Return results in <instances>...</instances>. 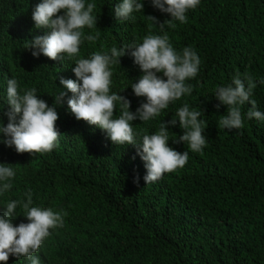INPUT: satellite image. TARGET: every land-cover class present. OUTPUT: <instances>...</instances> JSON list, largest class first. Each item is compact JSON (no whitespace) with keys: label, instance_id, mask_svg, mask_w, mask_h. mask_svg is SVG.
Here are the masks:
<instances>
[{"label":"trees","instance_id":"trees-1","mask_svg":"<svg viewBox=\"0 0 264 264\" xmlns=\"http://www.w3.org/2000/svg\"><path fill=\"white\" fill-rule=\"evenodd\" d=\"M40 3L0 0V63L8 62L0 65V77L15 78L19 91L35 88L39 97L47 95L53 101L63 90L72 98L60 79H77L76 59L110 52L113 46L142 43L150 32L162 35L159 24L171 19L151 0H143V12H134V21L116 18L114 9L122 0H86L97 5L93 12L97 24L83 31L85 35L99 32V39L84 41L77 57L62 55L54 61L43 54L33 57L30 52L37 50L26 49V41L51 32L37 29L32 19ZM186 15L187 23L173 21L175 27L165 25V31L178 52L191 47L200 57L198 75L186 81L193 91L159 116L132 123L141 143L143 135L157 132L161 122L178 119V109L187 103L190 110L203 112L206 146L192 152L187 143L173 142L184 130L178 120L175 127L169 125L168 146L179 153L188 151V162L146 184V163L136 146L114 144L104 130L102 141L89 131L88 151L85 132L76 134L71 151L56 174L53 171L59 188L44 171L31 181L32 206L67 213L63 227L51 229L35 254L41 264H264V121L249 120L246 113L251 105L246 103L242 128L220 127L228 108L214 95V89L230 84L237 72H248L257 84L250 99L264 113V83H260L264 80V0H200ZM131 51L120 58V65L111 66V92L126 97L135 113L147 101L131 88L143 75ZM119 112L117 105L114 114ZM16 214L11 217L14 226L29 223L24 211ZM7 264L30 261L10 256Z\"/></svg>","mask_w":264,"mask_h":264},{"label":"clouds","instance_id":"clouds-1","mask_svg":"<svg viewBox=\"0 0 264 264\" xmlns=\"http://www.w3.org/2000/svg\"><path fill=\"white\" fill-rule=\"evenodd\" d=\"M151 2L162 13L171 16L158 26L163 34L150 32L142 43L134 42L120 48L113 46L110 52H95L89 58L76 59L73 72L77 79H60V84L73 94L72 98L66 90L59 92L55 101L47 95L39 97L35 88L19 91L17 79L6 81L5 77H0V213L5 212L0 215V264H7L10 256H23L30 264H41L35 254L51 229L63 227L67 215L64 210L32 206L31 181L33 176L44 171L59 188L60 180L54 177L53 171L56 174L61 161L71 151L76 134L85 132L88 151L89 131L102 141L104 130L114 144L136 146L137 154L146 163V184L183 168L188 162V151L179 153L168 146L169 125L175 127L178 120L184 130V134L173 142L187 143L192 152H201L206 146L205 121L201 119L203 112L190 110L187 103L178 109V119L173 118L167 124L161 122L157 132L143 135L141 143L136 140L132 122L137 119L147 122L173 103H178L181 97L191 95L193 87L186 81L198 75L201 65L193 48L185 47L178 52L165 31V25L175 27L173 21L187 23L186 13L195 10L200 0ZM96 7L95 3H86V0H42L34 9L32 19L37 29H51V32L26 41V49L37 50L30 52L33 57L43 54L54 61L61 59L62 55L70 59L77 57L84 41L99 39V32L85 35L83 31L96 26L97 17L93 15ZM143 8V0H122L114 11L118 20L134 21L132 14L143 12ZM61 12L64 14L59 15ZM146 18L158 24L154 17ZM128 49H132L134 63L143 73L138 82L132 84V91L147 101L135 113L130 111L131 102L126 97L111 92V66L120 65V58ZM7 64L0 63L2 66ZM4 86L2 96L1 87ZM256 87L250 73L237 72L230 84L214 89L215 97L228 108V114L219 121L220 127L228 130L242 128V106L246 103L251 105L247 118L264 121V113L257 110L256 101L250 99ZM117 105L120 106L118 116L114 114ZM81 181L78 178L77 182ZM13 196L15 199L12 200ZM5 201L9 202L1 203ZM17 211H24L29 223L14 226L11 217L17 215Z\"/></svg>","mask_w":264,"mask_h":264}]
</instances>
